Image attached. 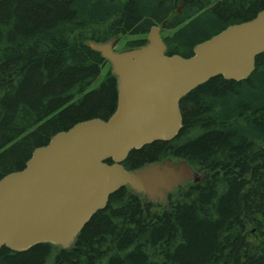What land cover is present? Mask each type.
<instances>
[{
  "label": "trees",
  "instance_id": "16d2710c",
  "mask_svg": "<svg viewBox=\"0 0 264 264\" xmlns=\"http://www.w3.org/2000/svg\"><path fill=\"white\" fill-rule=\"evenodd\" d=\"M264 0H0V178L72 124L116 106L106 60L88 42L142 35L166 21L167 54L253 18ZM182 127L131 150L123 165L183 159L201 177L166 205L124 186L68 248L0 249V264H264V52L244 80L210 78L180 100Z\"/></svg>",
  "mask_w": 264,
  "mask_h": 264
},
{
  "label": "water",
  "instance_id": "95a60500",
  "mask_svg": "<svg viewBox=\"0 0 264 264\" xmlns=\"http://www.w3.org/2000/svg\"><path fill=\"white\" fill-rule=\"evenodd\" d=\"M152 25L140 46L114 50V40L88 42L116 78V106L54 133L21 169L0 178V249L22 252L39 243L68 248L109 196L128 187L147 201L198 181L186 160L165 159L136 169L122 163L131 150L174 138L182 127L180 100L210 78L240 81L264 52V9L196 43L192 54H167Z\"/></svg>",
  "mask_w": 264,
  "mask_h": 264
},
{
  "label": "rangeland",
  "instance_id": "374dc122",
  "mask_svg": "<svg viewBox=\"0 0 264 264\" xmlns=\"http://www.w3.org/2000/svg\"><path fill=\"white\" fill-rule=\"evenodd\" d=\"M175 31V28L165 29L163 31V36L169 35ZM142 38V35H130L126 34L121 36L115 44L116 49H122V47L127 46L128 42H135V40ZM110 71V66L108 63H105L101 69L100 75L96 78V80L90 85V89L96 88L99 83L104 79L106 74Z\"/></svg>",
  "mask_w": 264,
  "mask_h": 264
}]
</instances>
